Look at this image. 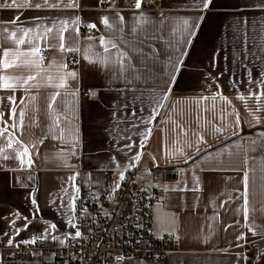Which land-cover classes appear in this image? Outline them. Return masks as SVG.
I'll use <instances>...</instances> for the list:
<instances>
[{
	"label": "crops",
	"instance_id": "crops-1",
	"mask_svg": "<svg viewBox=\"0 0 264 264\" xmlns=\"http://www.w3.org/2000/svg\"><path fill=\"white\" fill-rule=\"evenodd\" d=\"M79 3V9L71 10L0 9V21H9L19 15L17 26L33 27L40 22L50 24L53 20H71L79 16V31L87 23H96L99 29L90 33L80 31L82 46H86V37L89 35L98 37L103 34L108 37V32L100 23L104 15L109 16L110 20L115 16V12L109 10L108 0L102 4L100 0H79ZM189 3L190 0H150L142 7L143 13L155 22L148 26L155 38L143 46L148 64L153 65L152 57L154 52L157 53L153 67L159 73V80L155 82L166 87L164 81L168 80V76L165 73L171 71L166 66L169 56L173 61L177 57L184 61L167 100L162 101L163 107L156 108V105L150 104L146 91L141 95V89L152 86L151 79L148 84L136 81L126 85L123 80H110L106 68L88 64L79 53L62 55L58 50L46 51V66L53 58L57 63H69L74 56L79 57V63L69 66L70 70L80 73L79 82L68 80L69 91L79 88V94L74 98V123L79 128L78 154L68 159V163L75 165V168L64 167L60 159L53 157L62 148L67 151L70 145L53 140L50 135L43 144L40 143L51 123L46 115L47 97L56 89L43 88L39 93L32 89L27 94L23 89H17L15 93L0 90V97L15 95L17 110V127L8 128V132L0 137V146H6L12 134L29 147L33 160L32 167H21L15 158H0V257L14 249L6 247L8 237L3 233L12 235L16 243L30 240L42 233L46 227L43 221L47 220L57 225V230H52L51 235L59 237V240H40L46 247H35L31 257L20 264H48L40 258L50 259L53 256L51 245L62 244L60 241L64 243L66 237L77 230L67 223L74 213L61 214L64 211L60 199L64 196L62 189L67 188L69 194H73L69 177L79 172L75 182L77 185L83 179L91 193L114 194L117 191H112L113 183L118 180L119 171L131 164L133 166L128 168L125 175L131 169L136 170L139 184L144 187H150L153 174H158L155 183L161 193L155 204L154 228L158 234L170 233L174 229L171 235L178 243V249L168 251L161 259H129L125 264H264V242H256L254 247L244 246L245 241L264 235V211H261L264 209V142L254 146L255 151L249 150L250 141L259 139L258 134L264 132V97H261L258 105L255 98H249V89L254 92L264 89L257 84H248V69H251L252 78L256 80L262 68L259 61L250 57L246 59L240 46L234 47L230 42L232 26L237 19L240 16L248 17L249 24L245 25L247 31L258 14L235 10L244 8L251 0H215L214 8L203 13L205 18L194 29V35L185 37L190 42L177 45V51L169 46V41L175 45L179 36L171 35L174 27L171 21L166 20L163 26L160 25L163 18L161 12L164 17H187L195 21L201 13L189 10L186 7ZM115 4L125 18L127 31L134 16L139 15L134 9L135 0H115ZM36 17L40 20H36ZM41 46H44L43 41ZM121 48L124 46L121 45ZM97 50L102 51V48L98 46ZM181 52L187 55L181 57ZM133 63L141 71L144 70L135 58ZM8 73L17 76L30 74L25 69H10ZM52 74H57L55 69ZM90 90L97 92V95L93 97ZM216 92L227 99L216 96L213 100L212 96ZM241 94L245 100L238 99ZM31 95L38 97L34 103L29 99ZM137 96H140L139 100L135 99ZM204 96L209 99L202 100ZM21 98L24 99L23 104L20 103ZM61 99L57 98V105L62 111ZM11 107L7 99L0 103V111L4 113L0 129L5 127L3 121L13 123L9 118ZM153 108H156L155 112ZM22 109L25 111L23 129L19 127ZM133 112L136 114L133 115ZM237 115L240 117L239 125L236 123ZM256 117L261 121L260 124H257ZM61 126H64L63 123ZM216 128L224 129L223 133L217 132ZM233 132H239V135H233ZM146 133L149 136L147 140ZM200 136H203L204 142L199 143L200 152L197 154L195 149ZM141 142L144 147H140ZM33 144L35 147H32ZM127 144H132V148L125 147ZM17 147L14 143L13 148ZM7 152L15 156L12 149H7ZM137 153H142L139 162L132 159ZM112 156L116 157L121 169L117 170L115 164L110 162ZM208 156L215 159L203 163ZM187 157L194 159H188L185 163ZM202 168L219 170L202 171ZM193 169L200 177L201 190L180 191L185 184L188 189L195 187ZM245 171L249 175L248 223L258 233L256 236L243 226L245 219L241 193L244 191L242 180ZM169 172L170 176L167 175ZM229 195L231 200L221 208V202L228 200ZM33 197L40 207L37 219H33ZM68 202L69 197L64 196L63 203L67 205ZM17 212L21 218L14 215ZM213 216L218 218L213 220ZM22 217L32 221L27 229L24 228L26 221ZM13 220L15 225L11 224ZM228 225L233 227L225 231ZM17 228L22 229L19 235H15ZM210 231L214 234L205 243L204 237ZM241 234H244L245 240L237 241L236 237ZM237 244L243 247H237ZM222 249H227V252ZM237 254L241 255L238 257ZM243 255H247L248 259H243Z\"/></svg>",
	"mask_w": 264,
	"mask_h": 264
},
{
	"label": "snow or ice",
	"instance_id": "snow-or-ice-1",
	"mask_svg": "<svg viewBox=\"0 0 264 264\" xmlns=\"http://www.w3.org/2000/svg\"><path fill=\"white\" fill-rule=\"evenodd\" d=\"M105 0H100V3H104ZM110 4V11L115 12V16L110 20L109 16L104 15L100 18V23L105 27V30L108 32V37H105L103 34L96 37L89 35L86 37V46H82L80 39V23L81 19L79 16H76L74 19H59L53 20L50 24H45L43 22L36 23L33 27H20L17 26L20 22V16L17 15L9 21H0V90H11L13 93L17 89H23L27 94L31 92L32 89H36L39 93L40 89L43 88H53L56 91L51 92L47 97V117L51 120V123L48 125L47 134L40 140V143L43 144L44 140L48 139L49 135L53 140H59L65 145H70L67 149H61L59 152L53 154L54 158L60 159L64 167L75 168V165H70L68 159L70 157H76L78 154L79 147V128L74 123L75 120V108H74V98L79 94V88L69 91L68 80H76L79 82L80 73L78 71H72L69 69L68 63L61 62L57 63L55 59L45 65L46 57L43 53L47 50H58L62 55L66 53H79L81 58L84 59L88 64L97 65L103 68H106L109 72L110 80H123L126 85H131L136 81H140L143 84H148L149 80L153 81V84L148 89H141V95H144V92H147L148 102L150 104L156 105V108L163 107L162 101L167 100L168 94L171 92L172 86L176 81V74L181 70V66L184 64L183 59L177 57L173 61L172 57L169 56L167 65L171 68L170 72L165 74L168 76V80L164 81L166 87H162L160 83L155 81L159 80V73L154 71V63L157 59V53L154 52L152 61L153 65L147 63V53L143 51V46L150 40L155 38L154 34H151L150 28L148 26L154 25V21L143 13L142 7L145 3H149L150 0H135L134 9L139 12V15L134 16L133 23L126 31L125 28V18L121 14L120 10L116 8L115 0H108ZM215 6V0H190V3L186 6L189 10L194 12H199L201 15L195 18V21L190 20L187 17H164L163 12L161 16L163 17L160 20V25L163 26L165 21H171L174 25L171 35L179 36L176 40V44L173 45L169 41V46L176 48L179 51L177 45L181 43H187L186 36L194 35V29L200 26V22L204 20L203 13L210 11ZM80 3L79 0H39V2L33 3L32 0H3L0 2V9H49V10H71L79 9ZM238 12L246 11L257 13L255 19L252 20L248 30H245V25L249 24V19L247 16H240L237 19V22L232 26V37L230 42L234 47L237 45L240 46V51L244 54L245 58H251L253 60L259 61L261 65V72L259 78L253 80L251 69H248V84H257L264 89V0H251V3L244 6V8L235 9ZM40 20L39 17L35 18ZM12 25V27H9ZM89 30H97L96 23H87L85 25ZM67 34V35H66ZM41 41L44 42V46H41ZM8 45V46H6ZM121 45L124 48H121ZM23 46V47H22ZM102 48V51L97 50V47ZM115 50V51H113ZM186 52H181V57L186 56ZM136 59L141 67L144 69H138L133 63V59ZM73 63H79V60H73ZM247 67V65H245ZM10 69H25L28 70L30 74L24 75H12L8 73ZM55 69L56 75L52 74V70ZM215 80V78H213ZM211 87V85H208ZM217 89L220 88L219 83L216 84ZM159 89V90H158ZM63 90V91H61ZM90 94L95 97L97 92L91 91ZM216 96H220L222 100H226L220 92L214 93L212 99L214 100ZM61 97L60 104L63 105L62 111L57 105V98ZM68 97H72V100H69ZM261 97H264V90L259 92H254L249 89V98H255L259 105ZM37 95H31L29 99L34 103L37 100ZM4 99H7L12 105L10 108V119L13 120L12 124H9L8 121H3L5 127L0 129V137H3L8 128H16L17 124L15 123L16 117V97L15 95L9 97H0V103ZM139 100L140 96L135 97ZM202 100H207L209 97H201ZM238 99L245 100V96L238 95ZM20 103H24V99L21 98ZM230 103V102H229ZM55 106V107H54ZM156 108L152 110L155 112ZM260 108H257L259 111ZM133 115L136 113L133 112ZM159 113L157 112V115ZM115 115V113H114ZM4 113L0 111V120H2ZM24 116L25 111L22 109L19 113V127L23 129L24 127ZM149 119H154V117H149ZM223 119V116H221ZM257 124H260L261 121L258 117L255 118ZM63 123V127L61 124ZM237 125L240 124V117L237 115L236 120ZM134 127H138L134 125ZM150 133V130H148ZM217 132L223 133L224 129L216 128ZM233 135H239V132H233ZM259 139H254L250 141L251 151H255L256 145L264 142V132H260ZM149 138L148 134H145V140ZM130 140L131 137H128ZM204 142L203 136L199 137V141L196 147L197 154L200 152L199 143ZM18 145L19 147L13 148V144ZM132 144H127L125 147L131 149ZM191 147V145H188ZM32 147H35L33 144ZM140 147H144V143L141 142ZM240 147V145H236ZM7 149H12L15 156L12 157L8 154ZM220 153L217 154L219 156ZM142 153H137L132 159L136 162H139L141 159ZM0 158L8 160L15 158L19 161L20 166L32 167L33 160L29 147L24 145L21 140L14 137L10 134L7 140L6 146H0ZM27 158V159H25ZM47 160L48 157L46 156ZM153 159H155L153 157ZM188 159H194L193 157H187L185 163ZM215 159L212 156L205 157L203 163H207ZM110 162L115 164L117 170L121 169V165L116 161V157H110ZM247 162V161H246ZM133 165L129 164L127 167H124L123 170L119 171V178L117 181H114L112 191H118L121 188V181L126 179L125 172L128 168ZM199 167V165H196ZM202 171H218L216 168L201 169ZM238 170V169H237ZM79 172H76L74 175L69 177V180L72 182L73 194H69L68 189H62L64 196L69 197V202L67 205L63 203L64 196L61 199V208L64 209L63 215H67L68 212H76V201L79 199L80 187L75 183ZM193 181L195 187L188 189L185 184L184 188L179 189L180 191H200V177L195 174V169H193ZM242 183L244 185V191L241 193L243 197V213L245 224L244 227H248L252 231L253 236H256L258 233L248 223L249 219V175L245 171L243 175ZM168 189H165L167 191ZM239 199V197H237ZM231 200V195H229L228 200L221 202L220 207L223 208ZM31 203L35 206V212L33 213V219H37L40 214V207L37 203L35 197L32 198ZM55 203V201H53ZM215 202L213 201V204ZM87 211L86 209L84 210ZM239 211V209H238ZM261 211H264L262 209ZM17 218H21L20 213H14ZM217 216H213L212 219H217ZM26 221L24 228L27 229L29 224L32 221L28 220V217H22ZM75 219L74 216H70L67 220L69 226L76 228L77 226L73 223ZM43 223L46 225L44 230L40 235H34L30 240H23L20 243L23 244H35L39 240H47L51 238L52 240H59V237L51 235L52 230H57V225L55 223H50L47 220H44ZM239 221H237V224ZM12 225H15V220L11 221ZM228 227H233V225H228L225 228L227 231ZM22 229L17 228L15 230V235H19ZM168 230V229H165ZM171 231H174L172 229ZM170 231V234H171ZM214 232L210 231L209 235L204 237V242L207 243ZM4 236H7L5 244L6 247H16L19 248L20 243L14 241V237L8 232L3 233ZM65 235H68L67 233ZM82 235L81 231L77 228L75 231V237H80ZM178 239V237H177ZM237 241L245 240L244 234H241L236 237ZM63 243V241H60ZM237 247H243L242 244H237ZM221 251L227 252V249H222ZM34 255H39V253H34ZM241 254H237L239 257ZM264 255V253H262ZM2 259V257H0ZM118 259H123L119 257ZM243 259L247 260V255H243Z\"/></svg>",
	"mask_w": 264,
	"mask_h": 264
},
{
	"label": "built area",
	"instance_id": "built-area-1",
	"mask_svg": "<svg viewBox=\"0 0 264 264\" xmlns=\"http://www.w3.org/2000/svg\"><path fill=\"white\" fill-rule=\"evenodd\" d=\"M94 30L82 27L80 31ZM76 59L79 57L74 56L68 66ZM125 177L116 193L101 195L91 193L85 180L80 179L74 216L76 229L82 235H68L64 243L51 245L50 259H40L48 264H125L129 259H161L168 251L177 250L178 243L170 233L158 234L154 228L155 204L161 193L155 183L158 174H153L150 187L139 184L134 169ZM261 241L264 235L245 241L244 246L254 247ZM35 247L46 246L40 240L35 244L20 243L19 248L14 247L0 259V264H20L31 257Z\"/></svg>",
	"mask_w": 264,
	"mask_h": 264
},
{
	"label": "water",
	"instance_id": "water-1",
	"mask_svg": "<svg viewBox=\"0 0 264 264\" xmlns=\"http://www.w3.org/2000/svg\"><path fill=\"white\" fill-rule=\"evenodd\" d=\"M167 175L170 176V172Z\"/></svg>",
	"mask_w": 264,
	"mask_h": 264
}]
</instances>
